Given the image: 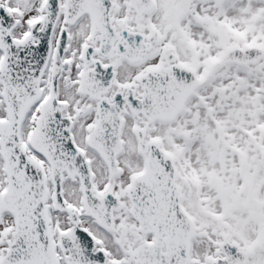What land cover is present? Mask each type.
I'll return each mask as SVG.
<instances>
[{"label": "snow or ice", "instance_id": "obj_1", "mask_svg": "<svg viewBox=\"0 0 264 264\" xmlns=\"http://www.w3.org/2000/svg\"><path fill=\"white\" fill-rule=\"evenodd\" d=\"M0 264H264V0H0Z\"/></svg>", "mask_w": 264, "mask_h": 264}]
</instances>
